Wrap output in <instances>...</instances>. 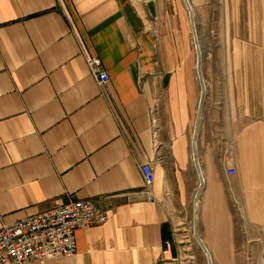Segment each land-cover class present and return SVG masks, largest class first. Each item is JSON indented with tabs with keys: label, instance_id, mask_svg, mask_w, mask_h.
Wrapping results in <instances>:
<instances>
[{
	"label": "crops",
	"instance_id": "1",
	"mask_svg": "<svg viewBox=\"0 0 264 264\" xmlns=\"http://www.w3.org/2000/svg\"><path fill=\"white\" fill-rule=\"evenodd\" d=\"M192 34L183 0H0V225L68 197L107 214L75 232L74 256L25 264H197L179 245L192 140L206 178L198 231L214 263L260 255L264 57L206 59L199 108Z\"/></svg>",
	"mask_w": 264,
	"mask_h": 264
},
{
	"label": "built area",
	"instance_id": "2",
	"mask_svg": "<svg viewBox=\"0 0 264 264\" xmlns=\"http://www.w3.org/2000/svg\"><path fill=\"white\" fill-rule=\"evenodd\" d=\"M183 1L194 30V6L191 0ZM192 39L194 48H196L194 32ZM91 74L100 85L109 80L105 70L91 67ZM199 101L200 94L198 103ZM190 159L196 170V181L190 194L189 204L193 212L196 213V210L199 209L201 194L206 186V178L194 140L191 142ZM140 169L146 186L150 187L154 180L152 165L149 162L143 163L140 165ZM225 171L228 175H233L236 172L233 166H227ZM145 192L148 197L151 196L148 189ZM106 220L107 214L98 206L96 200L68 197L62 203L56 204L45 211L27 216L13 224L3 223L0 225V264H25L27 261L32 260L41 261L57 257L74 256L76 252L75 232L78 229L100 225ZM192 222L191 220L190 224L193 231ZM193 234L197 242V236L194 231ZM197 235L200 237L199 232H197ZM262 235H264V231ZM199 239L201 242L197 243L201 247L207 264H210L207 255L213 259L211 252L201 237ZM166 244H168L167 241ZM250 256L251 254L249 253L247 257ZM259 256L264 257V236ZM213 264H215L214 259Z\"/></svg>",
	"mask_w": 264,
	"mask_h": 264
},
{
	"label": "rangeland",
	"instance_id": "3",
	"mask_svg": "<svg viewBox=\"0 0 264 264\" xmlns=\"http://www.w3.org/2000/svg\"><path fill=\"white\" fill-rule=\"evenodd\" d=\"M262 0H207L206 2L194 5V16L197 21L195 24V32L203 39V48L201 53L202 70L199 67L200 79L206 83L205 67L206 59L210 58H235V57H264V51L258 47L264 43V34L262 26L256 16L262 9ZM255 15V17H254ZM192 38V37H191ZM195 38V37H194ZM196 45V40H195ZM191 52L197 57V50L194 48L193 39H191ZM244 47H247L246 49ZM213 73L216 68L210 66ZM225 68V67H222ZM201 93V85L199 84ZM189 209L184 211L181 219H185L183 227L180 231L181 246H190V250L195 254L197 264H207L206 259L201 251V247L196 242V238L191 229V220L196 215L199 225V209L196 213ZM237 220L238 211H234ZM238 218H240L238 216ZM260 251V248H258ZM244 264H264V257H245Z\"/></svg>",
	"mask_w": 264,
	"mask_h": 264
},
{
	"label": "bare ground",
	"instance_id": "4",
	"mask_svg": "<svg viewBox=\"0 0 264 264\" xmlns=\"http://www.w3.org/2000/svg\"><path fill=\"white\" fill-rule=\"evenodd\" d=\"M196 21H197V19L194 16V25L196 24ZM193 32H194V37H195V40H196L197 59H198V61H200L202 48H203V39L195 32V27H194ZM198 63H200V62H198ZM199 65L200 64H198V69H197V75L198 76H200V71H201V70L199 71ZM200 85H201V93H200L199 108L201 106L202 99L204 98V94L206 92V83H205V81L202 78L200 79ZM193 217L194 218H193V222H192V228H193V231H194L195 235L197 236V240H198L197 242L199 243L201 241L199 239L200 237H198V235H197V230H196L197 216L194 215ZM207 259L209 260L210 264H213V259L210 258L209 255H207Z\"/></svg>",
	"mask_w": 264,
	"mask_h": 264
}]
</instances>
